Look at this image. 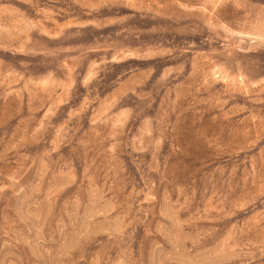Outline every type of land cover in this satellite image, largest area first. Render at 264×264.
Here are the masks:
<instances>
[{
  "label": "rangeland",
  "instance_id": "1",
  "mask_svg": "<svg viewBox=\"0 0 264 264\" xmlns=\"http://www.w3.org/2000/svg\"><path fill=\"white\" fill-rule=\"evenodd\" d=\"M0 264H264V0H0Z\"/></svg>",
  "mask_w": 264,
  "mask_h": 264
}]
</instances>
